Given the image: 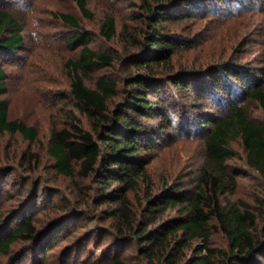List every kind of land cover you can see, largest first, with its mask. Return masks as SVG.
<instances>
[{
	"label": "rangeland",
	"instance_id": "374dc122",
	"mask_svg": "<svg viewBox=\"0 0 264 264\" xmlns=\"http://www.w3.org/2000/svg\"><path fill=\"white\" fill-rule=\"evenodd\" d=\"M193 1L198 7L195 13L171 26L184 39L173 56L175 67L200 71L231 62L246 64L264 75V0H232L226 4L218 0ZM87 7L93 13L91 19L82 16L74 0H0V9L11 12L19 21L24 41L15 56L0 58L7 73V91L1 97L7 102L8 119L21 120L37 132L33 141L18 131L0 132V236L4 239L10 233L6 228L10 220H14L13 229L24 217L32 219L38 233L34 240L11 244L7 253L0 251V264H102L113 259L128 264H165L143 258L124 221L107 216L105 211L115 204L99 205L97 194L103 191L99 184L83 179L77 166L69 176L60 173L49 152L52 127H66L71 115L83 128L90 129L88 117L71 103L65 63L77 56L78 49L67 45L72 29L57 15L66 13L77 18L91 34L89 45L113 59L109 66L83 75L86 85L94 87L95 81L104 77L115 80L121 89L136 67L128 56L139 52V47L123 28L127 25L129 33L136 35L143 26L138 20L144 12L141 1L87 0ZM110 12L115 14L116 32L107 39L98 33L105 13ZM172 95L177 107H171L169 115L177 119V125L159 130L160 140L149 152L152 161L147 165L148 185L141 182L129 193L132 215L146 227L143 230L178 213L176 208H169L149 224L154 219V214L145 210L149 193L156 194L175 183L192 191L201 167L208 166L202 133L197 127L188 129L189 117L193 119L196 112L184 106L183 94ZM246 105L250 118L264 125L260 105L254 101ZM218 109L214 103H207L203 111L218 116ZM158 119L152 118L149 123L155 127ZM230 146L234 156L228 159L226 170L232 175L233 191L221 194L219 200L222 206L234 204L240 212L246 209L256 216L252 232L260 241L257 253L262 252L257 264H264V178L246 165V152L239 138L234 136ZM209 223L207 245L214 253L225 255H219L216 264H252L231 256L220 223L215 218ZM45 241L49 245L43 250ZM202 245L203 241L195 238L188 247L178 248L179 264L205 253V249L199 252Z\"/></svg>",
	"mask_w": 264,
	"mask_h": 264
},
{
	"label": "trees",
	"instance_id": "16d2710c",
	"mask_svg": "<svg viewBox=\"0 0 264 264\" xmlns=\"http://www.w3.org/2000/svg\"><path fill=\"white\" fill-rule=\"evenodd\" d=\"M140 1L144 12L138 20L143 26L136 35L129 33L127 25L123 28L139 47V52L128 56L136 67L121 89L115 80L104 77L97 79L94 87L86 85L83 75L89 76L109 66L113 59L108 53L89 45L91 34L81 27L77 18L66 13L57 15L72 29L67 45L72 50L78 49L77 56L65 63L70 76L71 103L88 117L90 129L83 128L74 115L66 127H52L49 152L54 166L67 176L77 166L83 179L99 184L103 190L97 194L99 205L115 204L105 213L109 218L124 221L132 238L137 240L142 257L148 262L157 259L165 264H179L178 248L188 247L193 239L199 238L203 241L199 252L203 249L206 252L185 264H216L220 260L218 256L225 255L214 253L207 245L209 222L215 218L227 235L231 256L257 264L262 252L257 253L260 241L252 232L256 216L246 209L240 212L234 204L222 206L219 196L233 191L234 181L226 170V163L234 156L230 146L234 136L241 140L245 149L246 165L264 178V125L250 118L246 105L254 101L264 110V79H261L264 75L246 64L231 62L220 63V68L206 66L200 71L176 68L173 56L184 44V39L172 31L171 26L195 13L197 5L193 0ZM218 1L226 4L232 0ZM74 2L82 16L93 17L87 0ZM114 15L105 13L98 35L109 39L115 34ZM23 43L22 28L15 15L0 9V58L15 56ZM6 78L7 73L0 62V132L18 131L33 141L37 136L33 126L7 117V102L1 97L7 91ZM173 93L183 94L184 106L197 114L193 119L189 117L188 129L197 127L202 133L208 166L201 167L192 191L175 183L164 186L156 194L149 193L145 210L154 214L149 224L169 208H176L178 213L143 230L146 227L132 215L129 193L141 182L148 185L147 165L152 161L149 152L160 140L159 130L173 129L177 125V119L169 115L170 108L177 107ZM116 97L119 99L115 101ZM207 103L218 106V116L203 111ZM157 117L158 124L154 127L149 121ZM113 182L117 185L113 186ZM12 220L6 227L10 233L4 239L0 236V251L4 253L9 251L11 244L34 240L38 234L31 218L24 217L11 229ZM48 245L45 241L41 247L46 250ZM226 258L230 260V256L226 255ZM102 264L128 263L113 259Z\"/></svg>",
	"mask_w": 264,
	"mask_h": 264
}]
</instances>
